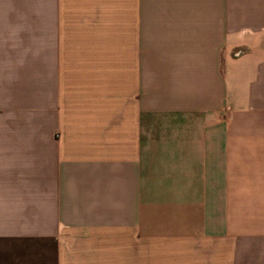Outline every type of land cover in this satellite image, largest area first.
<instances>
[{
  "label": "crops",
  "instance_id": "1",
  "mask_svg": "<svg viewBox=\"0 0 264 264\" xmlns=\"http://www.w3.org/2000/svg\"><path fill=\"white\" fill-rule=\"evenodd\" d=\"M0 264H264V0H0Z\"/></svg>",
  "mask_w": 264,
  "mask_h": 264
}]
</instances>
